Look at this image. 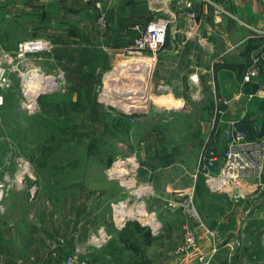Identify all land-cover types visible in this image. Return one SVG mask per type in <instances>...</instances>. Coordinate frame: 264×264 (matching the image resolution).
<instances>
[{"label":"rangeland","instance_id":"rangeland-1","mask_svg":"<svg viewBox=\"0 0 264 264\" xmlns=\"http://www.w3.org/2000/svg\"><path fill=\"white\" fill-rule=\"evenodd\" d=\"M97 17L87 5L0 4V59L42 75L35 111L23 104L20 71L0 88V264H65L71 254L77 264H189L187 224L226 243L212 264H264L258 179L243 180L233 200L209 186L189 150L206 97L174 91L152 50L132 49L139 31L110 36ZM37 37L52 50L19 56V43ZM47 79L55 83L43 90ZM188 198L200 219L178 205Z\"/></svg>","mask_w":264,"mask_h":264},{"label":"crops","instance_id":"crops-1","mask_svg":"<svg viewBox=\"0 0 264 264\" xmlns=\"http://www.w3.org/2000/svg\"><path fill=\"white\" fill-rule=\"evenodd\" d=\"M46 1H57L69 8L87 5L94 9L96 0H0V4L37 5ZM179 1L112 0L107 25L110 36L115 32L119 39H126L137 32L138 25L143 27L157 15H165L168 9L177 12L156 60L162 82L174 91L200 90L206 97L205 101L198 102L205 112L189 149L199 170V161L205 152L222 154L225 150L223 129L226 126L238 127L241 122H251L252 136H264V35L256 32V29L264 30V0H216L235 17L217 13L208 1L196 0L198 26L194 27L179 10ZM253 65L257 67L256 81L244 83L243 77ZM217 108L222 113L216 115ZM215 118L216 130L213 129ZM259 202L258 225L260 222L263 229L264 200L261 198ZM196 234L198 242L189 252L193 256L189 264H199L200 254L208 256V264H212L209 256L223 250L226 243L219 244L206 227L196 228Z\"/></svg>","mask_w":264,"mask_h":264},{"label":"built area","instance_id":"built-area-1","mask_svg":"<svg viewBox=\"0 0 264 264\" xmlns=\"http://www.w3.org/2000/svg\"><path fill=\"white\" fill-rule=\"evenodd\" d=\"M112 0H96L94 10L98 14V23L102 26L107 24V11ZM208 1L215 7L217 13H228L234 16L232 12L225 9L216 0ZM196 0H180L179 10L187 18L192 27L198 26V15L195 11ZM235 17V16H234ZM177 19V12L168 9L165 15H157L155 18L148 21L143 27L137 26L139 35L134 39L132 49L138 51L152 50L153 58L157 59V52L165 44L168 36L170 24ZM259 35H264V30L256 29ZM53 42L49 38L37 37L21 41L18 45L19 56L25 55L27 52L40 53L44 51H51ZM0 47V53H1ZM13 63V64H12ZM21 65V66H20ZM23 64L20 60L15 62V58L11 57L9 61L0 59V88L8 86L11 82L10 72L20 71L22 79L25 81V101L24 106L29 111L38 109V93L34 89L37 80L42 77L40 69L32 66L27 67L24 71ZM257 67L251 66L243 77L244 83L256 81ZM259 86L262 87L260 81ZM54 85L47 79L43 84L44 89H51ZM42 90V91H43ZM253 96V94H252ZM4 103V96L0 93V108ZM222 113L221 109H216V115ZM218 128L216 118L213 121V129ZM225 135V150L222 154L210 151L209 154L204 153L199 161V170L206 175L207 182L213 190L226 192L233 200L238 199V193L242 190L241 182L243 180L257 178L260 188H264V136H248L245 131L238 129V127L230 125L223 129ZM34 191V188H33ZM174 205V204H173ZM177 205V204H175ZM178 205L184 206L188 213L195 219H200V215L191 198ZM216 238V233H214ZM103 233V237H105ZM107 237V235H106ZM197 245L196 229L191 225L185 226V239L181 249L188 252L190 248H195ZM216 250V248L214 249ZM210 258L212 256H209ZM199 264H208L209 258L204 254H200ZM78 259L75 254H71L65 261V264H77ZM83 263L86 264L84 261Z\"/></svg>","mask_w":264,"mask_h":264},{"label":"bare ground","instance_id":"bare-ground-1","mask_svg":"<svg viewBox=\"0 0 264 264\" xmlns=\"http://www.w3.org/2000/svg\"><path fill=\"white\" fill-rule=\"evenodd\" d=\"M125 79H126V78H125ZM126 80H128V79H126ZM54 83H55V82H54ZM127 84H128V83H127ZM121 85H122V84H121ZM110 86H111V85H110ZM124 87H126V86H124ZM40 88L43 89V87H40ZM134 89H135V88H134ZM146 89H147L146 92H144V91H143V92H144L145 96L148 98V99L145 100L146 103H147V101L150 100V98L152 97V95H151V92H150V91H151L150 88L147 87ZM119 90H120V89H119ZM131 90H132V89H131ZM138 90H139V89H138ZM139 91H140V90H139ZM109 92H111V93H115V94H118L117 96H115V95H112V96H111V95H110V98H111V97H112V98H120V97L124 96V94H125V93L122 94V93H119V92H116V91H112V89H110ZM124 92H125V91H124ZM141 94H142V93H141ZM129 95H130V94H129ZM132 96H133V97H136L137 95L135 96V94H134V95H132ZM128 97H130V96H128ZM142 97H144V96H142ZM142 97H141V98H142ZM139 98H140V96H139ZM166 98H167V97H166ZM126 100H127V99H126ZM133 100H136V101H137V100H140V99H137V98H136V99H133ZM142 100H143V99H142ZM145 101H143L144 104H145ZM111 102H112V101H111ZM125 102H126V101H125ZM128 102H129V101H128ZM113 103H114V102H113ZM156 103H157V102H156ZM168 103H169V101H168ZM170 104H171V103H170ZM140 105H141V104H140ZM160 105H161V104H160ZM168 105H169V104H168ZM121 106L124 107L125 105L123 104V105H121ZM137 107H139V106L136 105L135 103L127 104V105H126V108H127V109H126V110H127L126 112H128V110L131 111L132 109L137 108ZM140 109H141V108H140ZM143 109H145V108L143 107Z\"/></svg>","mask_w":264,"mask_h":264},{"label":"water","instance_id":"water-1","mask_svg":"<svg viewBox=\"0 0 264 264\" xmlns=\"http://www.w3.org/2000/svg\"><path fill=\"white\" fill-rule=\"evenodd\" d=\"M238 129L245 131L248 136L253 135V126L251 122H241L238 124Z\"/></svg>","mask_w":264,"mask_h":264},{"label":"trees","instance_id":"trees-1","mask_svg":"<svg viewBox=\"0 0 264 264\" xmlns=\"http://www.w3.org/2000/svg\"><path fill=\"white\" fill-rule=\"evenodd\" d=\"M96 14H97V12H96ZM97 16H98V14H97ZM263 178H264V177H263ZM137 229H138L139 231H141V232L144 231L143 228H142L140 225L137 226ZM146 235H147V237H148V238H147L148 242H150V241H151V237H150V231H149V230L147 231V234H146Z\"/></svg>","mask_w":264,"mask_h":264}]
</instances>
